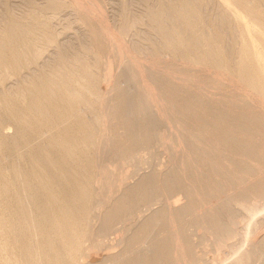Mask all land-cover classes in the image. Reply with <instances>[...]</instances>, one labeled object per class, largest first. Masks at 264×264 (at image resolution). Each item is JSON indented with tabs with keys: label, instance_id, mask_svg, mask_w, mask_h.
Returning <instances> with one entry per match:
<instances>
[{
	"label": "rangeland",
	"instance_id": "rangeland-1",
	"mask_svg": "<svg viewBox=\"0 0 264 264\" xmlns=\"http://www.w3.org/2000/svg\"><path fill=\"white\" fill-rule=\"evenodd\" d=\"M259 151L264 0H0V264H264Z\"/></svg>",
	"mask_w": 264,
	"mask_h": 264
},
{
	"label": "bare ground",
	"instance_id": "bare-ground-1",
	"mask_svg": "<svg viewBox=\"0 0 264 264\" xmlns=\"http://www.w3.org/2000/svg\"><path fill=\"white\" fill-rule=\"evenodd\" d=\"M207 98V97H206ZM215 98V97H214ZM218 99V98H217ZM167 100V99H166ZM171 109V108H170ZM225 113V112H224ZM224 115V114H223ZM225 116V115H224ZM227 117V116H226ZM225 119V118H224ZM219 120V119H218ZM226 120V119H225ZM222 122H223V120H222ZM230 123V122H229ZM216 125H218V124H216ZM215 125V126H216ZM252 125V124H251ZM240 126V128H241V125H239ZM236 127V126H235ZM231 128V127H230ZM239 128V127H238ZM251 128V127H250ZM232 129V128H231ZM253 129V128H252ZM234 130V129H233ZM227 131V130H226ZM250 133V132H249ZM224 135V134H223ZM227 135V134H226ZM240 135V134H239ZM119 136V135H118ZM232 136V135H231ZM220 138V137H219ZM222 139H224V138H222ZM244 140V139H243ZM220 141V140H219ZM228 141V140H227ZM231 141V140H230ZM231 144V143H230ZM231 146H232V144H231ZM240 146V145H239ZM249 147V146H248ZM247 147V148H248ZM251 147V146H250ZM262 152H264V151H262ZM262 152H260L259 151V153L261 154ZM122 153V152H121ZM255 153H256V151H255ZM258 155V154H257ZM263 155H264V153H263ZM260 157V156H259ZM172 177V176H171ZM171 181V180H170ZM179 183V182H178ZM174 184V183H173ZM138 185V184H137ZM170 185V184H169ZM175 188V187H174ZM163 191V190H162ZM178 196V195H177ZM133 197V196H132ZM134 201V200H133ZM168 245V244H167ZM161 248V247H160ZM155 257V256H154ZM152 261H154V260H152ZM152 261H151V263H152ZM156 261V260H155ZM149 263V262H148ZM152 264H154V262L152 263Z\"/></svg>",
	"mask_w": 264,
	"mask_h": 264
}]
</instances>
